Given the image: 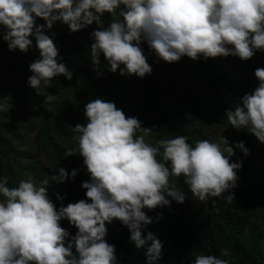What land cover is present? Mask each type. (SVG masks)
<instances>
[{
	"label": "clouds",
	"instance_id": "obj_1",
	"mask_svg": "<svg viewBox=\"0 0 264 264\" xmlns=\"http://www.w3.org/2000/svg\"><path fill=\"white\" fill-rule=\"evenodd\" d=\"M105 13L111 17L107 27L101 21ZM37 18L43 24L35 23ZM56 22L69 33L96 24L87 56L97 75L103 71L101 54L109 72L119 69L121 76L137 78L150 74L142 43L167 63L181 57L194 61L234 56L243 61L264 51V0H0V39L8 51L26 52L35 41L39 58L28 65L32 75L26 84L36 94H43L41 85L49 86L53 77L72 78L46 34ZM253 75L257 86L224 115L232 128L246 129L264 144V68H256ZM83 112L86 124L69 128L78 134L79 157L90 177L80 185L85 199L57 208L47 192L48 179L34 182L28 177L9 187L8 177L0 176V264H117L114 245L104 239L106 224L114 219L127 228L136 249L143 247L145 264H155L162 242L151 232L142 237V227L151 222L142 209L184 202L185 193L170 184V176H182L200 201L236 186L241 162L229 158L234 150L247 155L243 141L229 144L220 135L218 143L197 140L190 145L187 137L177 135L154 146L145 137L155 126L141 127L114 102L97 98L86 103ZM71 155L73 149L64 153ZM78 171L56 168L50 179L61 183ZM223 199L232 203L234 194L228 192ZM63 219L76 228L75 235L61 227ZM229 255L222 248L219 255L197 254L190 264H230L225 258Z\"/></svg>",
	"mask_w": 264,
	"mask_h": 264
},
{
	"label": "trees",
	"instance_id": "obj_2",
	"mask_svg": "<svg viewBox=\"0 0 264 264\" xmlns=\"http://www.w3.org/2000/svg\"><path fill=\"white\" fill-rule=\"evenodd\" d=\"M1 29V28H0ZM3 32L4 29L2 28ZM95 30V29H94ZM33 44V43H32ZM146 62L151 66V73L145 75V82L141 86L143 98L138 104L133 117L145 127L147 121L149 127L155 126L154 131L147 137L152 138V145L160 139L173 138L177 135L187 137V143L194 145L191 136L188 135L184 124L173 117L169 105L174 103L179 107L183 118L191 125L196 124L208 114L212 123L224 124L226 117V96L230 97L236 89L221 73L211 69L208 64L200 62L205 69L203 88L206 91L208 110L203 107L201 100L181 79L177 78L172 63L158 60L147 45L142 48ZM8 51L6 43L0 39V52ZM10 52V51H9ZM16 63L23 67L24 55L19 50L9 53ZM102 58V54L100 55ZM106 66V61L104 60ZM248 69L252 71L258 68L248 58L243 60ZM107 69V68H106ZM28 76L32 75L27 71ZM253 78L258 83L253 75ZM115 90L126 92V86L118 72H109L104 79V90L100 93V99L111 101ZM35 105L41 113L39 139L44 146H48L54 155L56 168L63 167L66 171L72 168L79 169L77 175L71 180L65 179L60 188L54 181L49 180L47 192L50 200L58 208L68 203H75L85 199V189L81 183L89 180V175L83 165L79 152L72 155L66 166L64 152L52 140V135L59 132L52 123V117L44 108L39 94L29 87ZM207 112V113H206ZM180 116V115H178ZM13 127L7 123H0V133L12 134ZM242 131L244 129L242 128ZM139 134V133H138ZM245 136V133L242 134ZM162 151V150H161ZM157 159H161L159 153ZM230 162L239 160L241 167L237 171L236 186L229 189L219 197H209L204 205L193 201L183 177H169L170 184L183 191L186 199L177 204L174 201L167 207H158L152 210L142 209L151 217V222L143 226L141 235L151 232L155 238L162 242L160 258L155 264H190L197 254L219 255V250H229L230 264H264V233L248 224V213L258 209H264V169L244 157H230ZM27 170L37 182L47 179L43 170L37 165H29ZM54 171V172H55ZM5 176L8 177V186H16L9 179V170L4 167ZM228 192L234 194L232 203H225L223 195ZM60 195L61 200L56 196ZM61 227L65 228L69 235H75L76 228L66 219L60 221ZM107 233L104 239L114 245V254L117 264H145L143 247L136 249L129 241V232L118 220L106 224ZM74 252V249H73Z\"/></svg>",
	"mask_w": 264,
	"mask_h": 264
},
{
	"label": "rangeland",
	"instance_id": "obj_3",
	"mask_svg": "<svg viewBox=\"0 0 264 264\" xmlns=\"http://www.w3.org/2000/svg\"><path fill=\"white\" fill-rule=\"evenodd\" d=\"M101 21L102 26L107 27L111 22V17L105 13L101 16ZM35 23L43 24V21L37 18ZM94 29H96L95 23L75 33H69L66 25L56 22L46 32L53 39L60 62H63L72 73L70 80H65L63 76L53 77L49 86L41 85L43 94H39L44 108L51 115L52 123L59 132L57 135H52V140L64 153L68 149H73L75 153H78V134L72 132L69 127L75 126L77 123L82 126L86 124L87 121L83 112L84 105L97 99L104 90L107 69L103 58L99 56V66L103 68V71L97 75L93 71L87 56L92 42L90 33ZM2 34L1 28L0 35ZM32 43V46L23 52V67L16 63L9 51H3L4 54L0 52V104L4 105L0 108V123L4 122L13 127L10 135L0 133V176H5L4 167L8 168L9 179L15 185L21 179L28 177L37 182L27 170L29 165L40 167L49 180L55 171L53 152L48 146H44L39 139L41 113L37 109L26 84L28 65L39 58L35 41L33 40ZM145 45L142 43L141 48ZM249 59L258 68H264V51L254 52ZM199 61L208 64L211 69L225 76L236 89L232 96H226V109L233 106L244 93H251L257 86L252 71L248 69L246 63L234 56L208 59L197 57L194 61L187 57H181L179 61L171 62L177 78L183 80L203 100V107L206 110H208V100L203 88L205 69L202 64H199ZM117 72L124 81L126 92L115 90L111 100L117 108L123 111L126 117L132 116L143 98L141 86L145 82V76L143 78H137L135 75L121 76L119 69ZM169 108L173 117L177 115L178 121L185 125L188 135L192 137L194 142L209 140L218 143L220 135L227 138L229 144L243 141L248 150L247 155L234 150L233 156L247 158L259 168L264 169V144L259 143L246 129L244 131L242 129L236 130L228 125L227 120L224 124L212 123L207 116L208 114L196 124L191 125L183 118V114L177 105L172 103ZM149 126L147 121L145 127ZM243 133H245L244 137L242 136ZM145 140L152 144L151 137H145ZM71 156H64L66 166ZM63 183L56 184L62 188ZM191 198L201 205L206 202V200L200 201L192 195ZM248 224L264 233V209L249 212Z\"/></svg>",
	"mask_w": 264,
	"mask_h": 264
}]
</instances>
